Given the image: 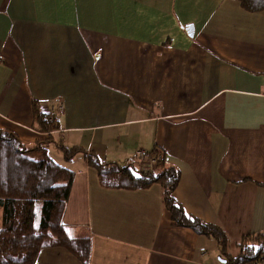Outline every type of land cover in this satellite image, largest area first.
Returning <instances> with one entry per match:
<instances>
[{
	"label": "crops",
	"instance_id": "obj_1",
	"mask_svg": "<svg viewBox=\"0 0 264 264\" xmlns=\"http://www.w3.org/2000/svg\"><path fill=\"white\" fill-rule=\"evenodd\" d=\"M34 105L62 106L56 130L41 132ZM0 129L72 171L60 222L88 238L87 264H223L215 240L173 224L160 185L126 189L87 157L138 174L151 163L136 152H159L179 173L175 201L220 229L236 257L244 236L264 232V11L235 0H0ZM62 148L80 151L66 159ZM36 262L82 264L64 247Z\"/></svg>",
	"mask_w": 264,
	"mask_h": 264
},
{
	"label": "trees",
	"instance_id": "obj_2",
	"mask_svg": "<svg viewBox=\"0 0 264 264\" xmlns=\"http://www.w3.org/2000/svg\"><path fill=\"white\" fill-rule=\"evenodd\" d=\"M247 12L264 11V0H235ZM34 120L41 132L57 129L56 119L49 120L33 107ZM33 150L41 151L42 158L30 157ZM66 159L79 148H62ZM151 168L133 173L128 167L108 168L92 153L88 162L98 172L108 175L120 173L126 180V189H144L158 184L162 189V202L174 225L192 229L196 234L215 240L220 245L223 264H264V232L246 235L239 242V254L225 253V235L217 227L184 213L173 197L179 182L178 171L167 166L159 152H148ZM144 161V160H143ZM72 171L55 163L42 147L26 149L8 130L0 129V264H37L38 253L45 248L64 247L82 264H87L88 238L73 239L61 225L64 204L69 196Z\"/></svg>",
	"mask_w": 264,
	"mask_h": 264
},
{
	"label": "built area",
	"instance_id": "obj_3",
	"mask_svg": "<svg viewBox=\"0 0 264 264\" xmlns=\"http://www.w3.org/2000/svg\"><path fill=\"white\" fill-rule=\"evenodd\" d=\"M62 112H63V108L61 105H58L55 109L54 107H51L47 112L49 120H54L56 118L55 113H62ZM136 156L149 163H154L156 161V158H151L148 155V153H145L143 151H137Z\"/></svg>",
	"mask_w": 264,
	"mask_h": 264
},
{
	"label": "rangeland",
	"instance_id": "obj_4",
	"mask_svg": "<svg viewBox=\"0 0 264 264\" xmlns=\"http://www.w3.org/2000/svg\"><path fill=\"white\" fill-rule=\"evenodd\" d=\"M49 152H50V153H49ZM49 152H47L46 154H47L48 157L50 156V157L52 158V160H54V162H57V163L60 162L59 164H61V162H63V161H60V160L58 159L57 154H54V153L51 152V151H49ZM59 154H60V153H59ZM30 157L39 160V159L42 158V155L38 154V153L35 151V153L30 152ZM50 157H49V158H50ZM51 158H50V159H51ZM61 165H62V164H61Z\"/></svg>",
	"mask_w": 264,
	"mask_h": 264
},
{
	"label": "water",
	"instance_id": "obj_5",
	"mask_svg": "<svg viewBox=\"0 0 264 264\" xmlns=\"http://www.w3.org/2000/svg\"><path fill=\"white\" fill-rule=\"evenodd\" d=\"M191 30H192V27L191 26H189V27L186 28V31H191ZM189 35L191 36V33H189Z\"/></svg>",
	"mask_w": 264,
	"mask_h": 264
}]
</instances>
